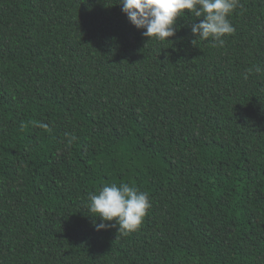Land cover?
<instances>
[{
	"label": "trees",
	"instance_id": "1",
	"mask_svg": "<svg viewBox=\"0 0 264 264\" xmlns=\"http://www.w3.org/2000/svg\"><path fill=\"white\" fill-rule=\"evenodd\" d=\"M118 2L0 0V264H264V0L223 46ZM113 183L149 195L127 235L88 208Z\"/></svg>",
	"mask_w": 264,
	"mask_h": 264
},
{
	"label": "clouds",
	"instance_id": "2",
	"mask_svg": "<svg viewBox=\"0 0 264 264\" xmlns=\"http://www.w3.org/2000/svg\"><path fill=\"white\" fill-rule=\"evenodd\" d=\"M118 3L132 25L145 29L142 34L147 38L167 42V38L175 35L177 17H183L187 10L194 17H203L200 23L191 24L192 34L201 40L211 37L223 46L222 37L235 32L229 17L239 0H119ZM254 70L257 73L262 71L259 66H254ZM252 71L248 69V73ZM38 126L47 127L43 123H38ZM150 207L148 193L128 183L101 186L90 194L88 204L89 210L97 214L94 217L101 220L95 225L97 231L109 227L106 222L114 221L112 226H118L123 235L139 228Z\"/></svg>",
	"mask_w": 264,
	"mask_h": 264
}]
</instances>
